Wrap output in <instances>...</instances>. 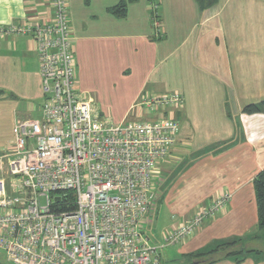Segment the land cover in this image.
Returning <instances> with one entry per match:
<instances>
[{
	"label": "crops",
	"instance_id": "obj_1",
	"mask_svg": "<svg viewBox=\"0 0 264 264\" xmlns=\"http://www.w3.org/2000/svg\"><path fill=\"white\" fill-rule=\"evenodd\" d=\"M152 4L158 6L159 34L151 19ZM51 16V0H0V25L42 22ZM67 17L74 58L96 53L101 67L114 71L119 85L126 84L125 108L108 120L157 117L136 106L143 95L176 92L183 98L182 108L174 112L181 128L155 173L160 196L148 226L163 202L168 217L160 238L150 241L162 244L166 232L217 196L230 194L226 208L205 219L197 231L163 246L160 264H190L187 256L230 238L264 244L253 183L264 168V108L243 111L264 101V0H216L206 9L197 0H67ZM42 103L34 40L29 35L1 37L3 163L16 122L40 118ZM212 264H264V255Z\"/></svg>",
	"mask_w": 264,
	"mask_h": 264
},
{
	"label": "built area",
	"instance_id": "obj_2",
	"mask_svg": "<svg viewBox=\"0 0 264 264\" xmlns=\"http://www.w3.org/2000/svg\"><path fill=\"white\" fill-rule=\"evenodd\" d=\"M51 7L47 21L0 25V38L34 40L43 91L40 118L18 120L6 163L0 157V251L10 264H160L162 247L197 231L230 194L200 207L162 244L150 241L143 228L157 199L155 173L175 144L183 98L143 95L136 106L153 119L100 117L77 88L67 0Z\"/></svg>",
	"mask_w": 264,
	"mask_h": 264
},
{
	"label": "rangeland",
	"instance_id": "obj_3",
	"mask_svg": "<svg viewBox=\"0 0 264 264\" xmlns=\"http://www.w3.org/2000/svg\"><path fill=\"white\" fill-rule=\"evenodd\" d=\"M114 54H116V52H114ZM121 58H123L122 54ZM98 59L100 58L96 57V53L86 54L85 56H83V54H80V56L76 54L75 61L78 64L76 68V79L80 89L79 92L81 93L82 91L83 94H81L84 97H93V101H95L96 105V110L99 113L100 117H109L113 120L115 116H117L120 112L124 110L127 100L129 98V93L124 89V86L126 84L120 83V87L119 81H115V77H117L115 75V72L112 71L111 73H108V71H105L103 69L105 66L102 65L101 67V62ZM111 80H113L114 82H112ZM99 108L100 110H98ZM154 115L155 114L149 115V117H153ZM180 122L179 129L181 128ZM163 204L164 202L158 206V209L160 210L158 218H153V224L151 226H148V224H146L143 228L145 234L149 237V239L153 240V238H160V230L163 227V221H165L166 217H168V212L165 210ZM249 245L251 247H255V249L259 251L256 253L264 255V244L249 243ZM0 262L2 264H10L6 261L1 251Z\"/></svg>",
	"mask_w": 264,
	"mask_h": 264
},
{
	"label": "trees",
	"instance_id": "obj_4",
	"mask_svg": "<svg viewBox=\"0 0 264 264\" xmlns=\"http://www.w3.org/2000/svg\"><path fill=\"white\" fill-rule=\"evenodd\" d=\"M197 2L201 9H206L214 5L216 0H197ZM120 7L122 8L123 5ZM262 108H264V101L258 104L247 105L244 107L243 111L246 113H254L262 110ZM253 183L257 202L258 228L259 230H264V168L257 173ZM72 196L71 192L68 193V198L72 199ZM159 196L160 194L157 190V198H159ZM256 252L259 251L256 250L255 247H251L250 245H247V243H244L242 239L230 238L216 242L205 252H199L187 257L189 258L190 264H212L220 259H233L235 261H241L249 255L256 254ZM0 264L2 263L0 262Z\"/></svg>",
	"mask_w": 264,
	"mask_h": 264
}]
</instances>
